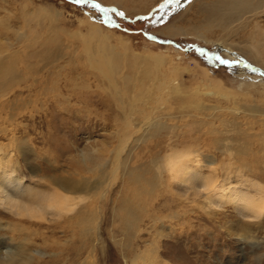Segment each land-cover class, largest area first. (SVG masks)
<instances>
[{"label":"rangeland","instance_id":"1","mask_svg":"<svg viewBox=\"0 0 264 264\" xmlns=\"http://www.w3.org/2000/svg\"><path fill=\"white\" fill-rule=\"evenodd\" d=\"M162 1L0 0V61L16 76L0 85V160L13 171L0 177V203L9 195L42 208L51 179L94 183L98 173L84 163L96 159L116 168L67 213L34 219L0 211V251L27 249L19 264L32 257L35 264H125L118 247L127 243L125 200L139 217L132 228L144 235L130 238L140 251L155 243L159 264H264V211L254 221L236 206L208 205L192 170L185 177L196 187L170 180L163 168L158 178L148 164L169 145H190V163L207 179L247 192L264 187V0L260 10L232 17L225 0ZM91 25L120 52L111 75L91 67ZM131 56L159 60L150 80ZM144 116L161 131L144 132ZM141 165L152 186L129 181ZM86 212L99 219L96 230L84 222L81 232ZM154 229L169 235L156 238Z\"/></svg>","mask_w":264,"mask_h":264},{"label":"bare ground","instance_id":"2","mask_svg":"<svg viewBox=\"0 0 264 264\" xmlns=\"http://www.w3.org/2000/svg\"><path fill=\"white\" fill-rule=\"evenodd\" d=\"M262 3H263V0H225L224 4H223L224 7H222V8H223V11L225 9V12H226L225 15L231 16L234 14L239 15L243 12L247 13L248 11H252L255 9L260 10ZM217 17L220 19L219 21H224V19H228L227 17H222V19L219 16H217ZM88 29L89 30H88L87 34L90 35V38L89 37L88 38H89V40L91 39V41L92 40L94 41V42H91L90 44H87V43L85 44V46H86L85 51H86V53H87V55L91 61V67L99 68V70L102 73H104L105 76L111 75V73L112 74L115 73L117 71V69L114 65V61H113L112 57L117 58L116 55L120 54V52H117L116 48L109 43L107 36H104V35L100 36V34H99L100 32H99L98 28H95L91 25L90 27H88ZM92 30H95V32H94L95 36H94V34H92V35L90 34V32ZM121 46H122V44H121ZM123 55L126 56L127 54L124 53ZM128 62L133 63L136 66V69L141 67V69L139 71L142 73L143 80H150V76L147 73L155 72L158 63L160 64V62L157 58H145V59L136 60L133 56L130 57V61L128 60ZM2 63L3 62L0 61V64H1L0 85H4L5 83H9L12 79H14L16 77L15 74L13 72H11V70L4 71V65ZM129 68H131V67H129ZM2 73H4V75H2ZM132 74H134V73H132ZM125 75H128V74H125ZM127 78H129V77L127 76ZM127 78H125L123 80H127ZM165 83L166 82H164V84ZM150 84H152V83H150ZM172 85H171V87H172ZM141 87H143V86H141ZM174 89H176V88L174 87ZM168 92H170V91H168ZM142 120L144 122V124H143V129H144L143 131L144 132H145V130H149V129H154L158 132V130L161 131V129L163 128L161 123L151 122L152 120H150V118H148L147 116L142 117ZM189 147H190V145H187V146L185 145V146H180V147H177V145H173V146L169 145V147H165L166 151H165V155L163 156V158H161L159 160L158 159L155 160L154 158L152 160L150 159L148 161V164L151 163L152 165H154V168H156V171L158 174V176H157L158 178H161L160 175L162 173L161 170L163 168L165 170V172L169 175L170 180H172V181L178 180V182L180 181V183H183V184L185 183V184L193 185L194 187H196V186H198V185H196L197 183L196 184L193 182L190 183L189 180L185 177V176H187L188 170H192L194 175L191 178L194 182L197 181L200 177L201 183L198 187H200V189L202 191L206 192V196H204L205 197L204 201L208 202V205L211 204V206L212 205L220 206V205H229L230 204L234 208L237 207L238 209H236V210H238V212L245 213L244 215L247 216L248 219L258 221L260 216L263 214V211H264V187H261L258 184H252L253 189H250L247 192V191L239 190L238 188L232 186L229 181H227V182L223 181L220 183L218 181L216 182L214 177H210L209 179H207L206 177H204L203 173H200L199 168H194L192 166V164L190 163L195 158V155H194V152H188ZM224 149H225V151H228L227 147H224ZM120 156L117 154L115 160H120ZM157 157L159 158L158 155H157ZM104 160H106V159H104ZM1 161L2 160H0V177H4L3 179H6V178L9 179L11 177V174H13V171L9 168L8 164H3V163H1ZM115 163H117L118 168H120V166H121L120 161H117ZM84 166H85V170H87L89 173H93V172H95L96 174L98 173L96 175L98 177L96 179V182L90 183L89 181H86L84 179H82V181H80V182H75L76 180H78V179H76L75 181H64L63 180L64 182L58 183V182H55V180L51 179L52 183L54 184L53 189L51 188V190H53V191L50 192L48 194V196L46 195L47 197L45 198V201L42 205V208L40 207L41 205L37 206L36 204L31 203L34 199L33 200L30 199L31 202L29 201V203H28V202H25L24 200H22L20 198L18 200H14L9 195L2 198L3 199L2 204L7 206L8 208H10L11 212L14 213V215H16V216H21V217L25 216V217L34 218V219L41 217L43 215V213H44V216L46 215V213L48 215H51V216H54V215L57 216L59 214V212H66L67 213L70 210L72 211V206L75 204L74 200L83 201L84 199H86V196H87V198H89L88 195L91 197L92 194L90 195V192L92 193V191H99V189L102 187V185L107 183L108 179H110V174L112 177L115 173L114 171L116 170V168H113L112 170L109 169V167H108L109 165L106 166V162L103 161L102 159H99V160L96 159L91 167H89V163H87L85 161ZM145 168H146V165H143V166L141 165L138 169H135L134 171H132L129 181L131 183H133L134 185L140 183L141 181H144L147 185L152 186L153 183L150 180H148V181L144 180L143 174H140V173L145 172ZM5 169H7V170H5ZM100 175H101V178H100ZM9 184L10 183H8V185ZM4 188L5 187H2V185H0V193L1 194H2V192H4ZM196 193L198 194L199 192L197 191ZM80 194H82V195H80ZM0 201H2V200H0ZM197 204H201V203H197ZM88 205L89 204H87V206ZM87 206H86V208H87ZM220 207H222V206H220ZM121 209L124 213L127 214V217L125 218V220L122 223L124 228L121 229L120 234H122L123 236H125L127 238V243L123 244V243L119 242L118 247H120V250H121L120 254H121L125 264H159L161 262L159 260L161 257L160 256L161 254L159 253V247L154 246L155 243L151 244L150 246L147 243H143L144 249L140 251L138 249V246L140 243L137 241H133L132 238H130V237H133L136 235L144 236L142 234L141 228H140L141 231L139 230V226H137V225L135 226L136 230H134L132 228L134 226L133 224L136 223L137 220H139V217L136 214V210L134 208V204L129 202L128 200H125L121 203ZM93 214L95 216V218L93 220L88 217L87 212L85 215L82 214V216L79 217L82 220V225L80 222L81 232H83V230H84L83 229L84 222L92 224V228H94V229L97 227L96 224L98 223L99 218L96 216L95 213H93ZM44 216H42V217L44 218ZM161 226L163 227V225H161ZM244 229H247V228H244ZM154 230H155V237L156 238L161 239V238H164V237L169 235L168 234L169 232L164 233V230H162V229H154ZM243 232H244V234H248V230H243ZM225 234L227 236H231L232 238H235L236 240H239L240 242L245 240L242 232H240V233L231 232L230 233L226 229ZM238 236L240 238H237ZM139 240H141V239H139ZM153 241H154V239H153ZM26 250L27 249H24V250L20 249V251H18L17 257L20 255L24 256L23 253ZM35 254H37V253H35ZM38 255H41V253H39Z\"/></svg>","mask_w":264,"mask_h":264},{"label":"clouds","instance_id":"3","mask_svg":"<svg viewBox=\"0 0 264 264\" xmlns=\"http://www.w3.org/2000/svg\"><path fill=\"white\" fill-rule=\"evenodd\" d=\"M0 211L5 212L7 215H12L10 208L5 206L4 204L0 203ZM237 238H240L239 236ZM11 245L12 242L10 240ZM35 257H32L27 261V264H35ZM0 264H19L18 257H17V249L16 247H10L3 251H0Z\"/></svg>","mask_w":264,"mask_h":264},{"label":"snow or ice","instance_id":"4","mask_svg":"<svg viewBox=\"0 0 264 264\" xmlns=\"http://www.w3.org/2000/svg\"><path fill=\"white\" fill-rule=\"evenodd\" d=\"M75 2H76L77 4H81V3H85L86 0H75ZM93 7H96V5H93ZM204 55L207 57V54H206V53H205ZM214 59H216V60H217L219 63H221V64L224 63V61L219 60V57H214Z\"/></svg>","mask_w":264,"mask_h":264},{"label":"water","instance_id":"5","mask_svg":"<svg viewBox=\"0 0 264 264\" xmlns=\"http://www.w3.org/2000/svg\"><path fill=\"white\" fill-rule=\"evenodd\" d=\"M66 1L71 2V3H73V4H77L75 1H71V0H66ZM164 2H165V0L161 2V5H162ZM96 8H97L99 11H102V10H103V9L99 8L98 6H96Z\"/></svg>","mask_w":264,"mask_h":264}]
</instances>
